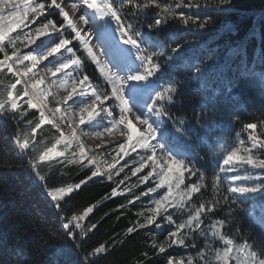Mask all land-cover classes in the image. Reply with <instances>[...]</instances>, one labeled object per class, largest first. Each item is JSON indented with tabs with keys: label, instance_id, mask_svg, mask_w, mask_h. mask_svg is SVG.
<instances>
[{
	"label": "snow or ice",
	"instance_id": "snow-or-ice-1",
	"mask_svg": "<svg viewBox=\"0 0 264 264\" xmlns=\"http://www.w3.org/2000/svg\"><path fill=\"white\" fill-rule=\"evenodd\" d=\"M234 8L233 0H0V122L12 125L21 166L58 212L93 178L111 185L82 212L60 216L61 232L45 234L61 242L60 257L80 254L66 264H96L124 242L84 247L98 225L82 221L117 197L127 200L113 210L117 220L133 218L124 236L143 234L150 249L137 264H264V214L244 207L264 196V111L244 121L238 107L217 100L222 86L236 102L243 79L258 80L264 95V70L248 66L243 48L229 49L242 57L238 68L220 63L217 49L198 38ZM192 83L211 103L189 121L174 109ZM229 114L240 125L231 144L216 135L217 117ZM200 148L221 155L210 171ZM70 167L84 178L49 182L54 169L63 176ZM241 212L259 235L242 230ZM33 255L27 240L10 245L0 234V264H37Z\"/></svg>",
	"mask_w": 264,
	"mask_h": 264
},
{
	"label": "trees",
	"instance_id": "trees-1",
	"mask_svg": "<svg viewBox=\"0 0 264 264\" xmlns=\"http://www.w3.org/2000/svg\"><path fill=\"white\" fill-rule=\"evenodd\" d=\"M233 2L235 8L219 16L215 26L210 31L198 34V38L207 42L209 48L217 49L216 57L220 63L227 62L233 69L238 68L242 57L239 54H230L229 49L243 48L248 66L254 65L257 72L262 71L264 65H261L259 58L264 56V20H261V17H264V0H233ZM226 25L232 27L226 28ZM86 70L90 75H97L91 65ZM175 75L179 76L181 73L176 72ZM237 75L238 73L234 71L228 73L230 78ZM196 88L195 83L182 86L174 109L186 115L189 121L202 103H211L210 99L204 101L200 93L195 91ZM221 89V95L217 97L220 106L228 109L238 107L242 120L252 121L259 118L261 111H264V95L258 80H241L239 86L233 90V95L238 97L236 102L223 92L222 86ZM217 123L220 125L216 133L217 137L231 144L240 125L231 120L230 114L222 119L217 117ZM188 127L190 130L194 129V122H191ZM12 130L11 124L0 122V234L10 245L23 244L27 240L30 248L34 250L32 259L37 264H57V262L66 264V259L77 262L80 254L73 251L68 258L60 257L57 249L61 247V242L47 240L45 234L49 230L61 232L60 216L82 212L85 207L94 204L109 192L111 185L106 180L93 178L79 191L71 194V198L58 212L44 197L38 183H33L34 177L31 176L30 171L21 166L23 159L9 139V133ZM242 136L246 138V134ZM192 144L194 146L197 144L195 138ZM199 150L202 155L208 157L202 163L209 171L213 165L220 162L221 155L208 156L207 149ZM43 170L47 172L46 168ZM84 175L85 172L78 167L65 169L63 176L54 169L49 182L57 185L78 183ZM121 175L123 176V173ZM135 179L132 177L131 181L134 182ZM126 202V198L122 197L105 201L94 209L89 218L82 221L85 227L93 223L98 225L89 233L88 239L84 242L85 248L96 246L100 242L111 243L114 237L124 241L111 248L107 255L97 259L96 264H137V260L141 259V251H150L145 248L143 234L131 238L124 236V230L133 218L128 215L127 218L121 217L117 220L120 212L113 210L118 204ZM244 207L251 209L257 216L264 214V196L249 198ZM105 213L109 215L105 216ZM240 217L243 221L242 230L252 227L258 235L260 234V229L244 212L240 213ZM33 229H39V232Z\"/></svg>",
	"mask_w": 264,
	"mask_h": 264
},
{
	"label": "rangeland",
	"instance_id": "rangeland-1",
	"mask_svg": "<svg viewBox=\"0 0 264 264\" xmlns=\"http://www.w3.org/2000/svg\"><path fill=\"white\" fill-rule=\"evenodd\" d=\"M145 98L148 99L146 96H145ZM132 102L134 103V101H132ZM121 163H122V161H121Z\"/></svg>",
	"mask_w": 264,
	"mask_h": 264
}]
</instances>
